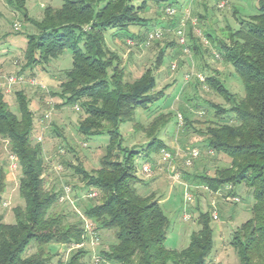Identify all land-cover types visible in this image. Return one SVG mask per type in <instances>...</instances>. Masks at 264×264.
<instances>
[{
	"label": "trees",
	"instance_id": "trees-1",
	"mask_svg": "<svg viewBox=\"0 0 264 264\" xmlns=\"http://www.w3.org/2000/svg\"><path fill=\"white\" fill-rule=\"evenodd\" d=\"M26 1L4 0L34 30L26 35L23 67H43L69 50L71 67L62 72L59 92L52 96H57L62 105H78L83 113L78 133L87 139L104 135L107 146L98 169L91 175L80 164L70 166L78 181L90 189L89 193L96 194L92 198L98 192L100 200L85 208L76 222L68 223L67 216L54 211L61 202L64 186L57 192L46 188L42 147L31 140L34 115L28 100L22 91L15 92L16 111H12L5 94L0 92V141L8 144L10 155L16 159L15 171L20 173L18 195L23 201V206L12 209L14 223H5L0 214V264H89L82 248L85 220L93 230L114 234L115 242L98 253L100 264H208L215 247L211 212L199 214L200 228L190 234L185 248H167L165 239L171 222L154 189L136 176L138 152L121 143L120 125L133 123L137 109L149 113L155 102L164 97V90L152 94L156 79L149 69L131 82L124 81L120 59L104 38V33L112 29L114 38L118 35L123 42L130 39L136 45L143 44L149 30L143 29L147 24L140 12L150 4L159 9L165 5L180 9L178 0H140L138 5L134 2L139 0H61L58 8L45 7L39 19L28 17ZM238 25L236 29L228 28L227 42L218 41V54L239 77L242 95L236 97L217 78L206 77L202 85L230 107L225 110L211 105L214 116L204 120L205 129L198 131L207 152L226 158L229 165L216 170L212 177H195V186L211 194L229 186L226 196H235L239 201L238 187H246L252 199L251 215L232 232L228 245L239 264H264V0H257L256 12L238 20ZM134 27L142 28V33L130 32ZM190 48L193 53L197 51L194 43ZM163 60L161 50L155 66H162ZM158 110L155 107L154 113ZM224 116L227 118L223 120ZM171 119L170 112L159 113L146 128L137 127L150 138L141 151L147 158L156 152L162 167L160 151L171 150L159 135ZM184 121L182 128L186 133L192 125L185 116ZM199 159L200 155L190 167ZM181 165L183 169L190 168L184 167L182 160ZM183 176L181 172L182 179ZM136 183L144 188H136ZM6 185V172L0 167V207ZM187 188L192 193L196 189ZM31 246L36 251L28 254ZM52 246L77 249L71 256L53 261Z\"/></svg>",
	"mask_w": 264,
	"mask_h": 264
},
{
	"label": "rangeland",
	"instance_id": "rangeland-1",
	"mask_svg": "<svg viewBox=\"0 0 264 264\" xmlns=\"http://www.w3.org/2000/svg\"><path fill=\"white\" fill-rule=\"evenodd\" d=\"M54 1L57 4L60 2ZM208 1L211 3L210 6ZM46 3H49V0H27L25 6L30 16L39 18L43 11L41 4ZM221 3L224 7L220 9L218 5ZM138 4L140 0L134 2V5ZM181 7L180 9L174 7L177 13L172 17L155 8L154 4L148 5L140 12V16L146 20L144 24H147L143 29L149 31L160 29L163 33L161 39L151 42L149 46L140 43L136 45L135 42L128 45L121 38L117 40L110 35L115 32L112 29L104 33L106 44L120 59L119 68L123 70L124 81L131 82L149 69L156 79V87L152 94L164 90V97L155 102L149 113L137 109L133 123L120 125L123 140L121 143L126 149L138 152L135 157L136 176L144 185L154 189L155 197L160 200L161 208L171 222L165 246L178 250L185 248L190 234L200 228L197 221L199 214L210 213L211 204H215L218 220L210 221V226L214 230L215 247L208 264H239L228 243L232 232L250 218L252 199L244 186L238 187L236 192V196L238 195L241 200L239 203L226 199L227 190L211 194L204 188L195 186L198 182L195 177L200 175L212 177L216 170L229 165L226 158L207 152L198 131L205 129L206 125L202 124L204 120L213 118L214 111L211 105L220 106L225 110L230 107L221 97L202 85V80L206 77L217 78L231 94L236 97L242 95L239 77L230 65L222 62L218 54V41L227 42L228 28L236 29L239 26L238 20L247 19L256 12L257 0H202L187 2ZM193 19L197 20L195 26L191 24ZM182 20L186 23L185 47L189 50L188 54L184 53V47L178 45L175 36ZM14 25H19V29L15 30ZM134 28L141 30L139 34L143 31L140 27ZM33 33L34 30L24 21L21 14L7 6L4 0H0V75L15 74L23 79V82L12 88L10 94L5 95V101L12 111H16L15 92L22 91L28 100L34 115L31 140L37 143V137L41 139L39 144L44 159L43 178L46 188L57 192L63 186H69L72 191L70 199L57 203L54 211L67 216V222L72 224L83 216L85 208L100 200L98 192L95 198L87 197L90 189H86L78 181L72 167L80 164L91 175L98 169L99 161L105 153L107 137L103 135L87 139L81 136L77 130L82 119L80 116L83 114L81 108L78 105H62L57 96H52L53 93L59 92L57 86L63 80L62 72L71 67L69 50L43 67H23L26 35ZM207 34L212 40L207 38ZM193 43L197 46L195 53L190 48ZM170 44L172 46H168ZM161 50L164 51V62L157 68L155 61ZM172 63L175 64L174 70L171 69ZM186 76L188 78H185ZM198 76L201 79H198ZM30 79L36 80L37 84L44 88L37 84L30 85L28 83ZM155 107L159 108L160 112L154 113ZM167 112L172 114V119L160 133L159 138H162L165 146L173 152L178 170L185 174L181 182L189 188L192 186L196 188L193 193L189 191L193 197L192 204L184 202L187 189L182 184L172 182L164 166L159 164L158 154L154 152L147 158L141 151L150 138L138 131L137 127L146 128L154 116ZM178 115L181 116V125L177 123ZM184 116L192 125L186 133L182 128L185 123ZM226 118L224 116L223 120ZM193 148L199 150L200 159L190 168L183 169L181 157ZM9 155L8 144L0 141V167L6 172L7 184L2 196L0 214L5 223L11 224L14 223L12 209L23 206V201L18 195L20 173L10 172ZM118 155L121 157L120 153ZM145 163L151 165L149 174L141 172ZM135 186L139 189L144 188L143 184L139 183ZM184 213L190 214L191 219L184 222L182 220ZM84 229L85 240L82 248L87 252L85 261L89 264H100V261L97 262L98 253L107 250L108 246L115 242L114 234L101 229L93 230L88 220L84 221ZM47 249L45 247V251ZM76 249V247L67 249L64 246L50 248L55 254L53 261L59 260L61 256L66 258L71 256ZM35 251L36 247L31 246L28 254Z\"/></svg>",
	"mask_w": 264,
	"mask_h": 264
},
{
	"label": "built area",
	"instance_id": "built-area-1",
	"mask_svg": "<svg viewBox=\"0 0 264 264\" xmlns=\"http://www.w3.org/2000/svg\"><path fill=\"white\" fill-rule=\"evenodd\" d=\"M200 2L202 0H189V2ZM224 4L221 3L218 5V8H223ZM161 11L166 14L169 17L174 16L177 11L173 6L170 5H165ZM197 20L193 19L191 20V24L193 26L196 25ZM185 20H182L180 22V26L179 28L176 30L175 32V36L177 39V43L181 46L184 47V53L188 54L189 50L185 47L186 46V36H185ZM19 25H14V29L18 30L19 29ZM162 31L160 29H155L153 31H148L145 36H144V43L141 45L144 46H149V44L155 40H159L162 38ZM204 41H207L205 38H203ZM126 43L128 45H133L134 41L133 40H126ZM215 56L218 58V55L215 54ZM171 69L174 70L175 69V64L172 63L171 64ZM198 79H201L200 76H198ZM185 78H188V76H186ZM203 81V80H202ZM20 82H23V79L21 76L15 75V74H8V75H0V92L6 94H10V92L12 91V88L14 86H16L17 84H19ZM28 83L30 85H35L37 84L36 80H32L30 79L28 81ZM39 85L41 88H44L43 86ZM45 117H47V115H45ZM177 120L179 122V125H181V116L178 115L177 116ZM38 142L41 141L40 138L37 137L36 139ZM200 155L199 150L198 149H191L189 150L183 157H181V160L183 162V166L184 167H190V165L192 164L193 160H195L198 156ZM174 154L173 152L167 150V149H162L160 151V162L163 164L164 168L166 169V171L169 173V178L172 180L173 183H178V184H182L180 179H181V171L178 170L175 166V162H174ZM9 160H10V172L11 171H15L17 169V163H16V159L13 155H9ZM141 172L144 174H149L151 172V165L149 163H145L142 168H141ZM184 185V184H183ZM185 188L187 189L185 195H184V202L188 203V204H192L193 203V197L191 195V193L188 191L187 186H185ZM225 190H230V187H226ZM71 188L68 186H64L63 187V194L60 196L59 200L62 201H66L70 199V194H71ZM218 194V193H217ZM96 194L94 192L89 193L87 197L92 198L94 197ZM227 200L231 201V202H238L239 199L237 197H227ZM211 217L214 221L218 220V215H217V209L215 207V205L213 204V209L211 210ZM191 219L190 214L184 213L182 216V220L183 221H188Z\"/></svg>",
	"mask_w": 264,
	"mask_h": 264
},
{
	"label": "crops",
	"instance_id": "crops-1",
	"mask_svg": "<svg viewBox=\"0 0 264 264\" xmlns=\"http://www.w3.org/2000/svg\"><path fill=\"white\" fill-rule=\"evenodd\" d=\"M178 4L179 5H186V3L187 2H189L188 0H178ZM208 3V5L210 6V1H208L207 2ZM61 4H62V2H61V0H60V2L57 4V2L56 1H54V0H49V3H46V4H41V6H42V8L44 9L45 7H47V6H51V7H53V8H58V7H60L61 6ZM26 7V6H25ZM182 8V7H181ZM26 11H27V9H26ZM27 14H28V17H30V18H32V19H39L40 17H41V15L39 16V18H34V17H32V16H30V14H29V12L27 11ZM138 30V29H137ZM136 30V28H130V32H133V33H135V34H138V33H140V31L141 30H138L137 31ZM113 33V32H112ZM111 36H112V34H110ZM120 35V34H119ZM119 38H121L122 39V36H116V39L117 40H119ZM108 45V44H107ZM169 46V45H168ZM64 70V69H63ZM65 70H67V69H65ZM50 83V82H49ZM51 84V83H50ZM52 85V84H51ZM56 85V84H55Z\"/></svg>",
	"mask_w": 264,
	"mask_h": 264
}]
</instances>
